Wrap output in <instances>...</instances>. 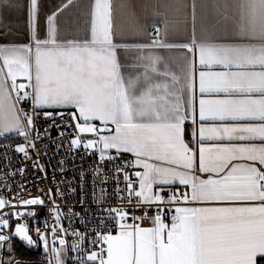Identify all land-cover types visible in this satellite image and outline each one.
Returning a JSON list of instances; mask_svg holds the SVG:
<instances>
[{
	"label": "snow or ice",
	"instance_id": "snow-or-ice-1",
	"mask_svg": "<svg viewBox=\"0 0 264 264\" xmlns=\"http://www.w3.org/2000/svg\"><path fill=\"white\" fill-rule=\"evenodd\" d=\"M2 3L19 7L11 0ZM73 3L74 0H67L46 15V36L42 39L37 34L40 0H29L33 43L0 45V138H8L11 133L24 137L25 143L16 151L27 157L25 145L35 147L30 133L35 131L39 138V130L32 112L18 107L20 102H29L32 111L71 108L75 110L70 116L77 133L94 134L87 140L77 134L72 145L95 149L101 163L131 153L134 159L116 165V172L122 167L143 169L134 173L136 181L125 174L127 200L131 203L134 194L137 208L147 205L145 214L133 219H150L153 226L120 223L119 235L97 232L91 243L106 244L107 248L101 246L87 252L79 257L80 264H257V256L264 257V0H238L235 43L212 38L197 40L193 34L189 42L181 44L168 43L165 35L132 45L114 42L111 0H93L89 38L59 40L57 15ZM215 11L217 24L229 19L227 5L217 4ZM192 16L195 21V0ZM167 27L165 20L164 28ZM118 48L131 54L129 63L120 62ZM173 48L199 53V64L207 69L199 72L202 97L225 93L242 98H201L197 120L194 58L181 55V76L172 72L156 51ZM214 66H221L224 71H212ZM124 68L131 71L125 74ZM18 76L28 83L17 84ZM44 116L51 118L52 112L45 111ZM189 120L194 128L186 132L185 123ZM93 121H100L102 127ZM208 121L247 122L217 125ZM44 131L47 135V129ZM186 135L196 141L195 148L185 140ZM207 141L216 143L206 144ZM112 149L115 155L109 154ZM197 172L208 177L200 178ZM137 183L138 190L134 187ZM177 184L189 186L191 193L181 191L177 195L171 188L153 191L154 185ZM165 190L171 193L167 199L160 194ZM181 201L185 205L221 206H181ZM22 203L43 206L44 201L34 198ZM153 203L175 204L174 214L171 208L167 212L157 208L158 214L149 218L147 211ZM6 204L0 198V209ZM107 211L115 213L113 219L119 221L128 216L120 208ZM27 215L35 213L29 211ZM169 216L170 223H165ZM59 220L57 216L56 222ZM9 226V219L0 217V229ZM60 230L52 227L53 239L49 242L39 228L35 229L50 264H65L60 252L66 241L60 238L57 246L55 237ZM12 235L28 247L36 246L25 224L17 223ZM11 239L0 232V251L6 242L7 250L12 251ZM0 264L12 261L0 260Z\"/></svg>",
	"mask_w": 264,
	"mask_h": 264
},
{
	"label": "built area",
	"instance_id": "built-area-1",
	"mask_svg": "<svg viewBox=\"0 0 264 264\" xmlns=\"http://www.w3.org/2000/svg\"><path fill=\"white\" fill-rule=\"evenodd\" d=\"M21 83L27 84L28 81L20 80L17 84ZM13 98H15L14 94ZM18 107L32 112L33 123L39 130V138L35 131L30 133V139L35 143V147L30 143L25 145L27 157L16 151L17 146L25 143L24 137L14 135L0 140V198L7 201L6 207L0 209V217L8 218L10 225L8 228H2L5 233L17 223L25 224L29 229L34 230V237L41 247L43 242L35 229L39 228L40 233L45 234L51 242L52 227L60 228L61 230L55 233L57 246L60 238L66 241V245L60 252L61 257L65 260V264H80L79 257L87 252L101 246L107 248L106 244L91 243L97 238V232L103 234L110 232L111 235H115L120 231V223L143 225L146 220H134L133 217L143 216L148 206L142 205L137 208L134 194L131 203L128 202L129 192L126 190L124 179L127 174L130 179L136 181L137 177L134 175L136 168L122 167L121 171H115L116 165H123L126 161L133 160L131 155L125 153L115 161L101 163L95 149H85L82 145L77 148L71 144V140L78 134L70 116L72 110L36 109L32 111L27 101H21ZM45 111L52 112V117L46 119ZM95 124L97 127H102L101 123ZM45 129H47V135ZM78 135L82 140L94 136L92 133ZM109 154L116 153L109 152ZM134 187L138 190V183L134 184ZM168 188L176 191L177 195L181 191L191 193L189 186L164 187V189ZM101 189L104 191L102 192ZM160 189H156L155 192H159ZM160 194L167 199L171 193L165 190ZM34 198L42 199L43 206L22 203ZM200 205H185L181 201V206L200 207ZM174 207L175 204L153 203L147 215L149 218L157 215V208L165 212L171 208L174 214ZM113 208H120L127 212V219L125 221L113 219L115 213L107 211ZM29 211L35 215L28 216ZM9 213L25 215L23 217L9 216L7 215ZM57 216L60 217L58 223ZM165 223H170V216L165 219ZM62 229L68 231L64 232ZM42 255L45 264H50V257H47L45 253ZM105 258H107L106 252ZM52 264L55 262L53 261Z\"/></svg>",
	"mask_w": 264,
	"mask_h": 264
},
{
	"label": "crops",
	"instance_id": "crops-1",
	"mask_svg": "<svg viewBox=\"0 0 264 264\" xmlns=\"http://www.w3.org/2000/svg\"><path fill=\"white\" fill-rule=\"evenodd\" d=\"M12 3L18 4L19 7H8L3 5L0 0V45H30L29 22H28V4L29 0H11ZM67 0H40V11L37 24V34L40 38L46 36V15L51 14ZM93 0H74L67 8L60 11L57 15L58 39L66 41L70 39L83 40L90 37V12ZM112 3V19L114 42L117 44H137L149 43L151 38L156 36H165L168 43L181 44L191 40L193 34L197 40L212 38L221 43H235L233 37V29L239 20V11L236 7L238 0H195V21L192 16L193 0H111ZM217 4L227 5V15L229 19L217 24V16L215 6ZM168 21L167 29L164 28V21ZM155 26V28L153 27ZM155 29H159L157 32ZM159 55L167 61L172 72L177 75H183L181 55H187L189 59L195 61V104L198 108L199 100L204 99H232L242 98L239 94L228 96L225 93H210L203 97L199 93V72L203 69L199 64V53L189 54L184 49H157ZM118 59L122 64L131 61V54L125 52L123 48L117 49ZM34 61V57H33ZM2 64V61H0ZM212 71H224L221 66H214ZM125 74L130 69H122ZM6 72V69H5ZM34 75V67H33ZM24 77H17V83L24 80ZM43 110H72L71 108H54ZM247 121H208L209 124L220 123H246ZM93 123H101L93 121ZM111 126V125H110ZM112 127V126H111ZM194 128L191 120L186 121V132H190ZM17 135V133L8 134L9 136ZM185 140L191 147H196V141L192 136L186 135ZM216 143L215 141H207L206 144ZM239 143V142H238ZM259 143V141H256ZM115 153V150H109ZM133 157L131 153H126ZM134 159V157H133ZM198 168V156L195 162ZM137 171H143L142 168H136ZM200 178L206 179L208 174L199 173ZM178 185V184H177ZM173 186V185H172ZM170 186L154 185L153 191L158 188ZM221 206L217 204H201L200 207ZM150 220H146L141 227H152ZM119 233L113 235L116 236ZM25 244L26 242L23 241ZM6 246V245H5ZM7 254L6 247L0 251V258L4 261ZM35 264L30 262H21L15 259L12 264ZM43 264V263H42ZM257 264H264V257L257 256Z\"/></svg>",
	"mask_w": 264,
	"mask_h": 264
},
{
	"label": "trees",
	"instance_id": "trees-1",
	"mask_svg": "<svg viewBox=\"0 0 264 264\" xmlns=\"http://www.w3.org/2000/svg\"><path fill=\"white\" fill-rule=\"evenodd\" d=\"M13 244V253L17 260L21 262H30V263H45L43 261V255L41 253V247L37 243L36 246L28 247L21 240L12 241Z\"/></svg>",
	"mask_w": 264,
	"mask_h": 264
},
{
	"label": "rangeland",
	"instance_id": "rangeland-1",
	"mask_svg": "<svg viewBox=\"0 0 264 264\" xmlns=\"http://www.w3.org/2000/svg\"><path fill=\"white\" fill-rule=\"evenodd\" d=\"M84 134H90V133H84ZM18 135V134H17ZM1 139H4V138H0V140ZM15 227H16V225H14L13 226V228H11V230L10 231H7V233H8V235H10V236H12V239H11V246H12V251L11 252H9L8 250H7V242L5 243V247H6V252H7V254L5 255V257H4V261L5 262H7V261H9V260H11V261H15V259H16V257H15V255H14V253H13V244H12V241H14V240H21L18 236H14V235H12V233H14L15 232ZM29 229V228H28ZM29 235L33 238V240L36 242V244H37V240L35 239V237H34V230H31V229H29ZM21 241H23V240H21ZM41 253L42 254H44L45 253V249H44V246L42 245L41 246ZM1 257V256H0ZM0 260H1V258H0ZM35 264H38V263H35Z\"/></svg>",
	"mask_w": 264,
	"mask_h": 264
},
{
	"label": "water",
	"instance_id": "water-1",
	"mask_svg": "<svg viewBox=\"0 0 264 264\" xmlns=\"http://www.w3.org/2000/svg\"><path fill=\"white\" fill-rule=\"evenodd\" d=\"M0 232H3V233H5V232H4V230H2V229H0Z\"/></svg>",
	"mask_w": 264,
	"mask_h": 264
}]
</instances>
